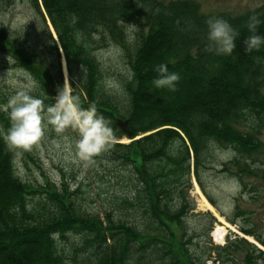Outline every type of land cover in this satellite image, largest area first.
I'll return each mask as SVG.
<instances>
[{"label":"trees","instance_id":"obj_1","mask_svg":"<svg viewBox=\"0 0 264 264\" xmlns=\"http://www.w3.org/2000/svg\"><path fill=\"white\" fill-rule=\"evenodd\" d=\"M17 3L41 26L32 42L1 29L0 49L29 71L47 105L64 86L62 52L71 94L83 108L94 105L113 129L112 145L87 163L105 171L117 191L105 192L104 210L88 213L79 204L80 190L64 181L44 188L21 181L13 152L0 139V264H235L240 252L237 264H264V235L240 229L263 250L236 237L200 247L184 226L193 210L187 196L192 175L217 209L200 177L213 145L234 155L219 174L237 179L242 192L259 189L243 177L259 179L264 188V171L256 174L251 164L264 155V45L246 52L243 43L252 34L249 17L261 21L256 34L264 36V5L240 16L204 15L185 0H0V9ZM209 18L238 31L231 55L208 50ZM127 23L137 26L131 43ZM111 44L127 60L118 78L121 95L106 84L97 59ZM162 63L179 74L174 91L152 84ZM117 120L127 121L130 136ZM8 126L0 113V130ZM122 137L130 142L119 143ZM208 216L207 233L216 222ZM238 216L237 205L234 218L221 214L231 225Z\"/></svg>","mask_w":264,"mask_h":264},{"label":"rangeland","instance_id":"obj_2","mask_svg":"<svg viewBox=\"0 0 264 264\" xmlns=\"http://www.w3.org/2000/svg\"><path fill=\"white\" fill-rule=\"evenodd\" d=\"M158 1L168 3L176 0ZM185 1L195 2L199 5L202 14L212 16L221 13L240 16L264 5V0ZM40 26L41 19L26 4L17 3L10 8L0 9V30L6 28L14 36L27 38L32 42L34 31ZM49 28L54 35L52 28L50 26ZM97 59L105 73L106 84L111 86L116 94L121 95L118 78L127 72V60L120 46L111 44L102 49L97 53ZM61 68L64 84L69 88L68 74H64L63 66ZM17 69L19 68L15 65L14 60L0 49V77L5 75L4 78L0 79V103L5 102L7 96L11 94L12 88L8 84L7 78L14 75ZM32 94L38 95L37 87ZM53 102H50L49 105ZM44 105L48 106L47 104ZM77 138V133L71 128H66L62 133H57L49 126L38 144L33 145L29 150H21L19 157H15V172L21 181L35 188H44L47 182L56 186H59L62 181L66 182L71 191L80 190L78 201L81 208L88 213L97 214L105 209L104 198L107 195L105 192H115L117 186L113 180L109 179L105 171L101 172L100 168L88 165L87 160L76 155L74 141ZM262 138L264 140V132ZM118 142L128 144L130 140L122 137ZM227 150L229 149L213 145L209 150L206 162L209 169L201 170L200 174L205 193L216 204L217 209L211 206L201 190L196 188L198 185L192 178L191 188L187 190V196L193 210L188 214L184 226H186L188 235L194 234L195 241L199 242L200 247L203 245L207 247L223 246L229 239L235 237L259 247L253 237H245L240 229L250 230L255 235H264V188L261 187L259 179L243 177L245 183L259 187V189L258 191L253 190L252 193L242 192V187L237 179L218 173L221 165L234 157L232 151ZM252 163V169L260 175L264 171V155L262 153L255 155ZM206 203L213 210H207ZM236 205L239 209V216L233 219L236 224L231 225L224 218L223 221L227 225L221 223L217 217L224 214L229 218H234ZM208 213L216 219V222L212 224L211 230L207 233L210 224ZM218 228L220 229L218 232L223 231L224 234L222 242L214 241L211 235ZM242 258V252L236 253L233 262L237 264L236 262Z\"/></svg>","mask_w":264,"mask_h":264},{"label":"clouds","instance_id":"obj_3","mask_svg":"<svg viewBox=\"0 0 264 264\" xmlns=\"http://www.w3.org/2000/svg\"><path fill=\"white\" fill-rule=\"evenodd\" d=\"M260 23L257 17H249L247 28L252 34L243 41L246 52L264 45V36L256 34ZM206 24L208 50H214L217 55H231L236 47L238 31L222 18H209ZM136 30V25L126 24L125 36L129 43L134 41ZM154 70L158 73L152 81L154 87L174 91L176 82L180 79L179 74L169 72L163 63ZM4 77L5 75L0 79ZM7 82L12 92L5 102L0 103V113L6 115L9 126L6 130H0V139L14 153V161L21 150H29L38 144L49 126L57 133H62L66 128L73 129L78 136L74 141L76 155L84 160L107 150L114 142L109 120L99 114L94 105L81 107L79 98L72 95L68 87L59 89L54 102L45 106L41 96L32 94L37 85L27 69L21 67L15 70L14 75L7 78Z\"/></svg>","mask_w":264,"mask_h":264},{"label":"bare ground","instance_id":"obj_4","mask_svg":"<svg viewBox=\"0 0 264 264\" xmlns=\"http://www.w3.org/2000/svg\"><path fill=\"white\" fill-rule=\"evenodd\" d=\"M62 66H63V72H64V74H67V72H66V66H65V62H64V60L62 61ZM196 188L199 190V188H198V186H196ZM204 200V199H203ZM206 202V201H205ZM206 206H207V210H213V208L210 206V205H208L207 203H206ZM218 218V220L221 222V223H223L224 225H227L224 221H223V219L221 218V217H217ZM220 229L218 228V229H216V230H214L213 232H212V237L214 238V241H216V242H222L223 241V236H224V234H223V231L222 232H218Z\"/></svg>","mask_w":264,"mask_h":264},{"label":"water","instance_id":"obj_5","mask_svg":"<svg viewBox=\"0 0 264 264\" xmlns=\"http://www.w3.org/2000/svg\"><path fill=\"white\" fill-rule=\"evenodd\" d=\"M117 125L125 134H127L128 136L131 135V133L128 130L127 121L123 122V121L117 120ZM230 235H233V233H230Z\"/></svg>","mask_w":264,"mask_h":264}]
</instances>
